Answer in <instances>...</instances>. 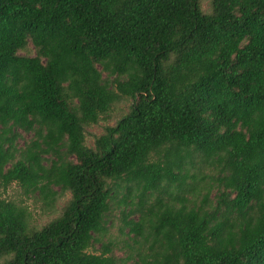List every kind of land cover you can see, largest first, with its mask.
Here are the masks:
<instances>
[{
  "label": "trees",
  "instance_id": "obj_1",
  "mask_svg": "<svg viewBox=\"0 0 264 264\" xmlns=\"http://www.w3.org/2000/svg\"><path fill=\"white\" fill-rule=\"evenodd\" d=\"M12 184L70 199L37 228L0 196V264H264V0H0ZM121 207L125 259L102 240Z\"/></svg>",
  "mask_w": 264,
  "mask_h": 264
},
{
  "label": "rangeland",
  "instance_id": "obj_2",
  "mask_svg": "<svg viewBox=\"0 0 264 264\" xmlns=\"http://www.w3.org/2000/svg\"><path fill=\"white\" fill-rule=\"evenodd\" d=\"M205 7L206 4H204V8ZM21 54H28L30 56H35L36 51L32 47H28L26 51L22 52ZM130 106H131L130 101L123 100L117 103L113 107L111 113L107 118H101L97 124L87 127L86 145L88 147H93L95 139H97L104 133L105 128L115 126L116 123L128 113ZM29 137H30L29 135L24 134L23 139L19 141L20 145H23L24 141L28 140ZM206 172L209 173L210 171L207 170ZM54 190L57 192L59 191L58 188ZM0 193H1L0 195L1 198L26 206L31 214L32 224L37 228H41L51 220L57 218L60 215L62 208L66 205V203L70 199L69 193L63 194L58 197L53 207H48L46 206L44 200L40 196H38V194H35L34 196H25L22 189L17 184H12L6 190L0 189ZM124 194H126V192L121 193L122 196ZM214 194L215 191H213L212 196ZM122 211H123L122 207L119 209H114L107 223V228L109 230L108 234L102 240L105 243L109 239L115 241L116 245L113 251L114 255L117 256V258L125 259L130 254V249L133 248V251L135 252L137 246L134 245L131 238L126 236L127 234L126 229L123 235L121 233L123 228V223H122L123 217L121 214ZM133 218L137 219V216L135 215ZM124 242H127V246L125 245ZM100 246L101 244L95 245V250L93 252L99 253ZM132 263L133 260L129 261V264Z\"/></svg>",
  "mask_w": 264,
  "mask_h": 264
}]
</instances>
